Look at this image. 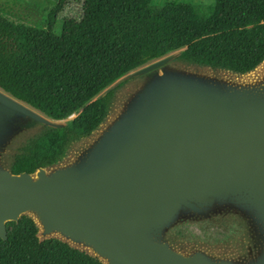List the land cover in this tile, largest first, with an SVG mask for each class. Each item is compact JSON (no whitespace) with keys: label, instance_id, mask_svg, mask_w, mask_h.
<instances>
[{"label":"water","instance_id":"water-1","mask_svg":"<svg viewBox=\"0 0 264 264\" xmlns=\"http://www.w3.org/2000/svg\"><path fill=\"white\" fill-rule=\"evenodd\" d=\"M178 56L133 70L114 112L110 102L62 160L32 173L11 172L18 146L66 123L0 89L1 239L6 222L28 215L39 239L101 264H264V73L242 78L264 60L237 73ZM225 218L243 229L236 257L186 251L172 237L180 223Z\"/></svg>","mask_w":264,"mask_h":264},{"label":"trees","instance_id":"trees-1","mask_svg":"<svg viewBox=\"0 0 264 264\" xmlns=\"http://www.w3.org/2000/svg\"><path fill=\"white\" fill-rule=\"evenodd\" d=\"M68 0H57L45 25L15 22L0 12V89L61 120L24 140L12 173H32L62 160L106 116L112 92L91 100L120 76L180 50L178 59L245 73L264 60V0H83L81 15L53 27ZM0 264H101L57 238L39 239L28 215L5 223ZM193 236V233H190Z\"/></svg>","mask_w":264,"mask_h":264},{"label":"rangeland","instance_id":"rangeland-1","mask_svg":"<svg viewBox=\"0 0 264 264\" xmlns=\"http://www.w3.org/2000/svg\"><path fill=\"white\" fill-rule=\"evenodd\" d=\"M82 1L83 0H68L65 3L53 27V31L56 34L60 32L61 24L65 19L78 18L81 15ZM162 1L164 0H155L156 3ZM192 1L202 4H211L214 0ZM56 2L57 0H0V12L15 22L44 26L47 13ZM179 53L180 50H174L164 56ZM132 71L133 70L112 81L92 97L91 100L110 90L112 92V98L111 109H109L110 113H113L114 101L118 99V97L127 93L132 85L131 82L133 79L130 76ZM263 73L264 61L254 70L245 74L242 78H257ZM75 116L76 113H73L58 121L65 124ZM89 139H86V141ZM79 145L80 144L77 146ZM77 146H72L68 158L74 155L75 151L78 150ZM190 233H193V236H191ZM52 237L57 236L53 235ZM172 237L177 242V245L182 244L186 251L191 250L192 248H200L207 253L218 257H236L237 255L243 254V229L232 218L208 220L196 223H180L173 228Z\"/></svg>","mask_w":264,"mask_h":264}]
</instances>
